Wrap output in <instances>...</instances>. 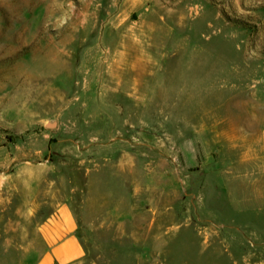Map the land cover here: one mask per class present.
I'll use <instances>...</instances> for the list:
<instances>
[{"label":"rangeland","instance_id":"obj_1","mask_svg":"<svg viewBox=\"0 0 264 264\" xmlns=\"http://www.w3.org/2000/svg\"><path fill=\"white\" fill-rule=\"evenodd\" d=\"M60 206L74 264H264V0H0V264Z\"/></svg>","mask_w":264,"mask_h":264},{"label":"crops","instance_id":"obj_2","mask_svg":"<svg viewBox=\"0 0 264 264\" xmlns=\"http://www.w3.org/2000/svg\"><path fill=\"white\" fill-rule=\"evenodd\" d=\"M78 222L72 211L60 206L39 228L44 250L36 264H74L85 254L77 235Z\"/></svg>","mask_w":264,"mask_h":264}]
</instances>
